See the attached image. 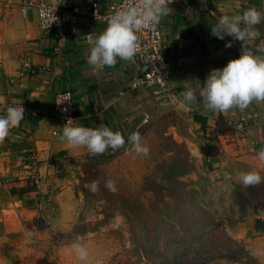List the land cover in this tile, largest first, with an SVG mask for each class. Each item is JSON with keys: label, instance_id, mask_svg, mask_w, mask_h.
Listing matches in <instances>:
<instances>
[{"label": "crops", "instance_id": "crops-1", "mask_svg": "<svg viewBox=\"0 0 264 264\" xmlns=\"http://www.w3.org/2000/svg\"><path fill=\"white\" fill-rule=\"evenodd\" d=\"M26 1L31 5L24 16ZM94 1L103 7L111 0H0V115L10 103L28 102L30 107L22 126L11 129L0 142V180L13 193L35 195L29 161L90 152L61 139L64 126H56L54 112V96L60 90L74 92L75 124L91 128L103 124L121 132L125 142L118 148L151 121L175 112L189 117L199 129L225 203L234 204L237 214L244 215L235 224L252 241V254L264 258V250L255 245L264 241V182L244 187L238 179L242 171L253 169L264 175L257 157L264 147V102L220 112L205 108L198 94L207 74L239 56L243 48L264 58V51L257 50L264 42V21L255 26L261 36L243 44L211 34L219 15L240 14L250 7L264 12V0H173L170 13H164L160 22L165 57L179 63H174L169 91L161 96L131 86L134 59L117 58L112 66L88 63L92 41L107 26L94 21ZM38 4L60 8L63 24L42 29L36 17ZM228 41L231 47H225ZM188 88L196 92L197 101L183 107L181 94Z\"/></svg>", "mask_w": 264, "mask_h": 264}, {"label": "rangeland", "instance_id": "rangeland-1", "mask_svg": "<svg viewBox=\"0 0 264 264\" xmlns=\"http://www.w3.org/2000/svg\"><path fill=\"white\" fill-rule=\"evenodd\" d=\"M138 134L147 156L130 140L29 161L35 195L0 180V264H264L235 224L244 215L225 203L192 120L168 112ZM92 181L96 192L85 187ZM77 237L87 261L71 247ZM255 245L264 250V241Z\"/></svg>", "mask_w": 264, "mask_h": 264}, {"label": "clouds", "instance_id": "clouds-1", "mask_svg": "<svg viewBox=\"0 0 264 264\" xmlns=\"http://www.w3.org/2000/svg\"><path fill=\"white\" fill-rule=\"evenodd\" d=\"M171 0H127L120 9L114 11L106 28L95 36L89 48L88 63L92 66H112L117 58L132 60L140 51L138 32L141 29H155L164 13H170ZM264 21V12L255 7L245 9L240 14H222L217 17V22L211 27V34L220 40L226 36L232 40L255 41L261 36L255 27ZM228 41L225 47H231ZM258 51H264V42L258 46ZM199 98L205 108L212 111L225 112L233 107L241 110L247 108L253 101L264 102V58L254 54L251 49L243 48L239 56L231 58L219 68L211 70L202 87L199 88ZM181 106L187 107L197 101L196 92L188 88L182 94ZM63 100H56L59 104ZM70 101V100H69ZM65 111L67 109H64ZM24 108L9 105L3 115H0V142L9 136L10 130L18 127L24 117ZM61 139H65L71 146H84L91 153H103L108 148L116 149L123 145L124 136L119 131H114L106 125L95 128L75 124L73 119H68L63 127ZM137 153L142 156L149 154V147L142 142L138 133L129 136ZM261 165H264V147L257 152ZM239 182L248 187L264 182V175L259 169L242 171ZM99 181H92L85 187L91 191H98ZM105 186L116 190V183L109 179ZM77 258L87 261L88 250L77 237L72 244Z\"/></svg>", "mask_w": 264, "mask_h": 264}, {"label": "built area", "instance_id": "built-area-1", "mask_svg": "<svg viewBox=\"0 0 264 264\" xmlns=\"http://www.w3.org/2000/svg\"><path fill=\"white\" fill-rule=\"evenodd\" d=\"M172 2L173 0H171V3ZM126 3L127 0H111L107 5L101 7L98 2L94 1L91 9L94 21L107 24L110 15ZM30 5V2L26 1L25 8L22 10L24 16L28 14ZM36 17L38 25L44 30L59 27L63 24V11L60 8L50 5L38 4L36 7ZM138 39L140 51L133 58L135 73L131 78V86L133 88H147L156 96L164 95L169 91L171 74L175 67L174 63L178 64L179 62L169 60L165 57L162 23L159 22L155 29H141L138 32ZM65 98L70 101L65 100L59 104L56 102V100H63ZM9 105L24 108V117L18 126L21 127L30 112L28 102H14L8 104L7 107ZM76 105L77 102L74 92L70 90H60L55 94L54 112L57 117V127L65 126L68 119H73L75 123ZM64 109L67 110L65 111Z\"/></svg>", "mask_w": 264, "mask_h": 264}]
</instances>
